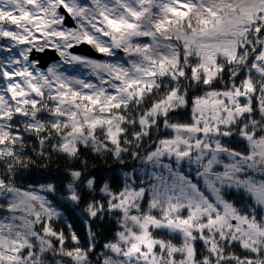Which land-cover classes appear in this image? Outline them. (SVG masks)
Instances as JSON below:
<instances>
[{
  "label": "snow or ice",
  "instance_id": "1",
  "mask_svg": "<svg viewBox=\"0 0 264 264\" xmlns=\"http://www.w3.org/2000/svg\"><path fill=\"white\" fill-rule=\"evenodd\" d=\"M0 264H264V0H0Z\"/></svg>",
  "mask_w": 264,
  "mask_h": 264
},
{
  "label": "trees",
  "instance_id": "2",
  "mask_svg": "<svg viewBox=\"0 0 264 264\" xmlns=\"http://www.w3.org/2000/svg\"><path fill=\"white\" fill-rule=\"evenodd\" d=\"M95 163L97 164V166L102 167L103 165H101V163L99 161H95ZM50 168L52 169V173L53 175H55L57 180H62L63 179V173L64 170L66 169V167H68V165L66 164V162L62 161V160H53L50 163ZM39 178V174H37L36 177L31 178V179H38ZM30 182V181H25ZM40 182H44L42 179ZM79 227L81 228V230H83V226L79 225Z\"/></svg>",
  "mask_w": 264,
  "mask_h": 264
}]
</instances>
